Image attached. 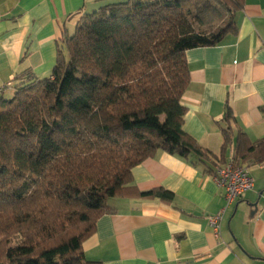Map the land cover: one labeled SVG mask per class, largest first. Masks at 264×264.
I'll list each match as a JSON object with an SVG mask.
<instances>
[{"label":"trees","instance_id":"obj_1","mask_svg":"<svg viewBox=\"0 0 264 264\" xmlns=\"http://www.w3.org/2000/svg\"><path fill=\"white\" fill-rule=\"evenodd\" d=\"M246 0H117L86 13L58 47L50 76L21 73L0 96V264H96L83 243L117 196L139 191L133 169L164 150L205 171L235 159L264 163V137L219 122V155L183 129L191 76L186 52L238 31Z\"/></svg>","mask_w":264,"mask_h":264},{"label":"crops","instance_id":"obj_2","mask_svg":"<svg viewBox=\"0 0 264 264\" xmlns=\"http://www.w3.org/2000/svg\"><path fill=\"white\" fill-rule=\"evenodd\" d=\"M114 1L0 0V87L10 84L0 96L13 97L17 77L28 70L50 76L58 47L83 15ZM237 21L236 34L186 52L191 82L182 98L183 129L216 155L227 105L233 143L239 130L251 141L264 137V0H246ZM235 157L233 145L226 161ZM242 162L250 165L255 187L226 209L216 237L208 216L225 200L215 174L196 158L157 151L134 167L133 185L139 191L164 187L174 192L173 202L112 197L114 212L100 217L83 243L86 257L96 264H264V163Z\"/></svg>","mask_w":264,"mask_h":264},{"label":"built area","instance_id":"obj_3","mask_svg":"<svg viewBox=\"0 0 264 264\" xmlns=\"http://www.w3.org/2000/svg\"><path fill=\"white\" fill-rule=\"evenodd\" d=\"M9 87L10 84H5L0 87V91ZM215 180L218 186L223 189L225 205L216 214L208 216V223L214 235L220 237L221 222L226 209L244 193L254 189L255 178L250 165L237 159H231L216 167Z\"/></svg>","mask_w":264,"mask_h":264},{"label":"water","instance_id":"obj_4","mask_svg":"<svg viewBox=\"0 0 264 264\" xmlns=\"http://www.w3.org/2000/svg\"><path fill=\"white\" fill-rule=\"evenodd\" d=\"M254 210H253V212H252V215H254L255 213H256V211H257V204H254Z\"/></svg>","mask_w":264,"mask_h":264},{"label":"rangeland","instance_id":"obj_5","mask_svg":"<svg viewBox=\"0 0 264 264\" xmlns=\"http://www.w3.org/2000/svg\"><path fill=\"white\" fill-rule=\"evenodd\" d=\"M111 198H112V197H111ZM111 198H109V199H108L107 203H109V202H110Z\"/></svg>","mask_w":264,"mask_h":264}]
</instances>
